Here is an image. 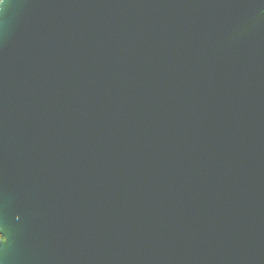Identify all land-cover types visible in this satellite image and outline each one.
I'll list each match as a JSON object with an SVG mask.
<instances>
[{"label":"water","instance_id":"95a60500","mask_svg":"<svg viewBox=\"0 0 264 264\" xmlns=\"http://www.w3.org/2000/svg\"><path fill=\"white\" fill-rule=\"evenodd\" d=\"M0 264H264V0H2Z\"/></svg>","mask_w":264,"mask_h":264},{"label":"snow or ice","instance_id":"6c2138e0","mask_svg":"<svg viewBox=\"0 0 264 264\" xmlns=\"http://www.w3.org/2000/svg\"><path fill=\"white\" fill-rule=\"evenodd\" d=\"M5 242L8 240V236L2 238Z\"/></svg>","mask_w":264,"mask_h":264},{"label":"built area","instance_id":"2783aa9c","mask_svg":"<svg viewBox=\"0 0 264 264\" xmlns=\"http://www.w3.org/2000/svg\"><path fill=\"white\" fill-rule=\"evenodd\" d=\"M2 0H0V3H1Z\"/></svg>","mask_w":264,"mask_h":264}]
</instances>
